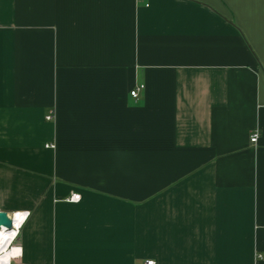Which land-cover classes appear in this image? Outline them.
Listing matches in <instances>:
<instances>
[{
    "label": "crops",
    "instance_id": "0c3cea01",
    "mask_svg": "<svg viewBox=\"0 0 264 264\" xmlns=\"http://www.w3.org/2000/svg\"><path fill=\"white\" fill-rule=\"evenodd\" d=\"M0 210L10 264H264V0H0Z\"/></svg>",
    "mask_w": 264,
    "mask_h": 264
},
{
    "label": "clouds",
    "instance_id": "9594fccd",
    "mask_svg": "<svg viewBox=\"0 0 264 264\" xmlns=\"http://www.w3.org/2000/svg\"><path fill=\"white\" fill-rule=\"evenodd\" d=\"M28 215L29 213L26 210L15 211L9 217L12 224V230L0 226V245H3V247H0V253H3L0 254V264H10V260L13 255L17 257L22 255V248L16 247L14 249L8 250V245L11 244L10 238L14 239L17 235L15 229H18L20 227V225L24 222Z\"/></svg>",
    "mask_w": 264,
    "mask_h": 264
},
{
    "label": "built area",
    "instance_id": "2783aa9c",
    "mask_svg": "<svg viewBox=\"0 0 264 264\" xmlns=\"http://www.w3.org/2000/svg\"><path fill=\"white\" fill-rule=\"evenodd\" d=\"M142 87H143V85H139V86L133 88L132 90H130V96L136 98L137 95H138V89H139V88H142ZM45 118H46V120H49V119L51 118V115H50V114H47V115L45 116ZM257 137H258V133H257L256 131L253 132V133L250 135V138H249L250 142H251V143H255L256 140H257ZM46 146H51V147H53V145H46ZM79 199H80V194L77 193V192H72V193L70 194V196L68 197V200H69V201H78ZM11 215H12V214H11ZM11 215H9V217H10ZM17 231H18V229H16V232H17ZM146 264H154V262L151 261V260H147V261H146Z\"/></svg>",
    "mask_w": 264,
    "mask_h": 264
},
{
    "label": "water",
    "instance_id": "95a60500",
    "mask_svg": "<svg viewBox=\"0 0 264 264\" xmlns=\"http://www.w3.org/2000/svg\"><path fill=\"white\" fill-rule=\"evenodd\" d=\"M0 226H3L6 229H11L12 224L11 220L9 219V215L5 212L0 210Z\"/></svg>",
    "mask_w": 264,
    "mask_h": 264
},
{
    "label": "bare ground",
    "instance_id": "6f19581e",
    "mask_svg": "<svg viewBox=\"0 0 264 264\" xmlns=\"http://www.w3.org/2000/svg\"><path fill=\"white\" fill-rule=\"evenodd\" d=\"M9 230H12V228L11 229H9ZM15 231H16V229H15ZM11 240H12V238H10ZM0 247H3V245H0ZM0 254H3V253H0Z\"/></svg>",
    "mask_w": 264,
    "mask_h": 264
}]
</instances>
